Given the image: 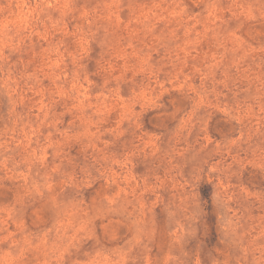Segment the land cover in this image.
<instances>
[{"label":"rangeland","instance_id":"rangeland-1","mask_svg":"<svg viewBox=\"0 0 264 264\" xmlns=\"http://www.w3.org/2000/svg\"><path fill=\"white\" fill-rule=\"evenodd\" d=\"M0 264H264V0H0Z\"/></svg>","mask_w":264,"mask_h":264}]
</instances>
